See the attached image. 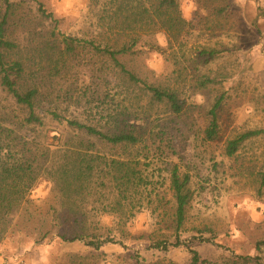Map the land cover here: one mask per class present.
Wrapping results in <instances>:
<instances>
[{
  "label": "rangeland",
  "instance_id": "rangeland-1",
  "mask_svg": "<svg viewBox=\"0 0 264 264\" xmlns=\"http://www.w3.org/2000/svg\"><path fill=\"white\" fill-rule=\"evenodd\" d=\"M20 6L6 27V39L18 46L10 60L21 56L27 71L24 83L40 90L39 114L48 122V112L58 110L65 117L80 120L99 115L102 100H116L132 108L123 88L96 78L99 66L86 53L70 63L69 71L54 76L49 67L35 58L42 40L41 31L56 28L65 36L91 40L95 13L89 0H12ZM184 18L190 23L189 34L164 55L151 53L128 60V67L150 83L162 82L177 90L185 107L181 115L161 110L146 121L145 144L134 153L142 156L144 176L156 184V193L170 202L169 176L177 166L191 178L194 199L181 241L186 244L167 251L154 248L159 242H176L174 226L163 222L149 210L137 213L127 226V235H117L118 244H106L100 251L82 242L66 243L49 236L35 244L30 230L27 239L7 240L0 248V264H190V249L196 250L209 264H246L240 258H253L264 264V134L249 140L238 154L226 156L228 141L238 135L264 130V0H177ZM39 5L54 15L57 23L44 19ZM163 48L167 41L157 38ZM219 55L207 61L203 50ZM208 78L215 83L202 88ZM114 96V99L113 97ZM224 98L219 110L221 132L217 140L207 142L205 130L208 112L216 100ZM12 99L0 91V121L12 116ZM128 119L135 125L139 118ZM128 114V113H127ZM49 134L58 131L48 124ZM138 151V152H137ZM41 216L57 205L52 185L41 179L31 193ZM160 201V200H159ZM36 215V213H35ZM22 221V218H18ZM110 219H106L108 223ZM189 245V248L186 246Z\"/></svg>",
  "mask_w": 264,
  "mask_h": 264
},
{
  "label": "trees",
  "instance_id": "trees-1",
  "mask_svg": "<svg viewBox=\"0 0 264 264\" xmlns=\"http://www.w3.org/2000/svg\"><path fill=\"white\" fill-rule=\"evenodd\" d=\"M20 4L0 0V91L13 103V112L0 121V248L12 238L20 243L30 230L35 244L49 236L62 242H82L100 251L106 244H118L126 237L128 224L137 213L149 210L158 219L174 226L176 242H159L157 250L185 246L180 234L184 232L194 199L191 178L175 166L169 176L170 202L164 203L156 193V184L140 169L142 156L134 153L145 144L146 121L164 112L181 115L185 104L177 90L162 82L150 83L128 67V60L151 53L164 55L180 44L189 34L190 23L184 18L177 0H89L96 17L93 38L80 40L56 32L41 31V41L35 58L49 67L54 76L67 73L70 63L83 53L94 60L96 78L104 79L110 91L117 94L123 88L130 98L131 111L116 100H102L99 115L80 120L65 117L58 110L48 112L49 120L39 114L40 90L24 83L26 62L18 57L10 60L18 46L6 39L9 19L15 16ZM39 14L57 23L52 13L39 5ZM163 36L167 48L157 38ZM13 52V53H12ZM217 50H203L200 58H217ZM215 83L208 78L202 88ZM114 99V96H112ZM224 98L216 100L208 112L209 123L205 140L218 139L221 128L219 110ZM129 111L139 118L141 126L128 117ZM128 113V114H127ZM48 124L58 131L49 134ZM264 134V130L248 131L228 141L225 154L232 158L249 140ZM138 152V151H137ZM41 179L52 185L57 205L48 210L49 219L40 218L31 193ZM160 200V201H159ZM36 213V215H35ZM18 218H22L19 221ZM106 219H110L108 223ZM109 220V221H110ZM189 248V245L186 246ZM264 241L258 242L262 251ZM190 264H209L190 249ZM244 263L257 262L240 258Z\"/></svg>",
  "mask_w": 264,
  "mask_h": 264
}]
</instances>
